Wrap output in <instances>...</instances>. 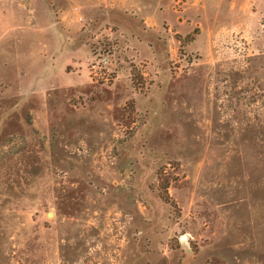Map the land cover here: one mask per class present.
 I'll return each instance as SVG.
<instances>
[{
    "label": "rangeland",
    "instance_id": "374dc122",
    "mask_svg": "<svg viewBox=\"0 0 264 264\" xmlns=\"http://www.w3.org/2000/svg\"><path fill=\"white\" fill-rule=\"evenodd\" d=\"M200 2L0 0V264H264V0Z\"/></svg>",
    "mask_w": 264,
    "mask_h": 264
},
{
    "label": "crops",
    "instance_id": "0c3cea01",
    "mask_svg": "<svg viewBox=\"0 0 264 264\" xmlns=\"http://www.w3.org/2000/svg\"><path fill=\"white\" fill-rule=\"evenodd\" d=\"M95 6H104L105 10L112 13L116 11H128L143 18L148 25H153L156 15L164 13V7L173 0H90ZM195 6H202L200 0H193ZM200 9V7H199ZM152 14V16H150Z\"/></svg>",
    "mask_w": 264,
    "mask_h": 264
},
{
    "label": "trees",
    "instance_id": "16d2710c",
    "mask_svg": "<svg viewBox=\"0 0 264 264\" xmlns=\"http://www.w3.org/2000/svg\"><path fill=\"white\" fill-rule=\"evenodd\" d=\"M262 25H263V27H264V18L262 19ZM161 177V176H160ZM167 187V185H165V183H164V188H166Z\"/></svg>",
    "mask_w": 264,
    "mask_h": 264
},
{
    "label": "water",
    "instance_id": "95a60500",
    "mask_svg": "<svg viewBox=\"0 0 264 264\" xmlns=\"http://www.w3.org/2000/svg\"><path fill=\"white\" fill-rule=\"evenodd\" d=\"M51 214H52L51 212H48V215H51ZM181 238L185 239V236H182Z\"/></svg>",
    "mask_w": 264,
    "mask_h": 264
}]
</instances>
